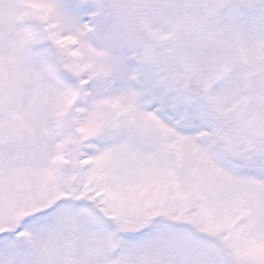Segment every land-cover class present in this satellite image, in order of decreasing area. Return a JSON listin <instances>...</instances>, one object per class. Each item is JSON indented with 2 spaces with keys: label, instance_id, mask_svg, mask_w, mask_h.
Segmentation results:
<instances>
[{
  "label": "snow or ice",
  "instance_id": "obj_1",
  "mask_svg": "<svg viewBox=\"0 0 264 264\" xmlns=\"http://www.w3.org/2000/svg\"><path fill=\"white\" fill-rule=\"evenodd\" d=\"M0 264H264V0H0Z\"/></svg>",
  "mask_w": 264,
  "mask_h": 264
}]
</instances>
